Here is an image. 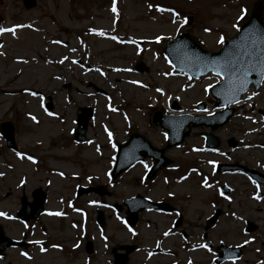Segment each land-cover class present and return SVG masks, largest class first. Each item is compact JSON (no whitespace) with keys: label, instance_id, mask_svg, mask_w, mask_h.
Segmentation results:
<instances>
[{"label":"rangeland","instance_id":"obj_1","mask_svg":"<svg viewBox=\"0 0 264 264\" xmlns=\"http://www.w3.org/2000/svg\"><path fill=\"white\" fill-rule=\"evenodd\" d=\"M259 2L264 7V0H38L36 8L26 10L22 0H0V27L16 30L15 35L0 34V91L39 92L15 98L0 93V122H15L22 149L46 157L35 164L21 160L8 164L12 166L0 165V177L8 175L0 178V211L6 214L0 218V226L11 238L38 237L36 234L32 238L26 232V224L13 219L20 210L18 196L24 193L30 201L31 185H51L50 208L61 206L56 202L59 197L73 196L69 189L81 180L84 186L92 180L94 187L103 186L109 192L104 197L89 194L79 200L90 218L83 224L90 228L85 238L92 239L95 246L91 257L85 255L83 248L74 257L55 251L56 257H37L40 262H30L18 249L1 258L0 264H114L111 252L124 253L121 246L134 247L128 264H215L217 248L222 244L231 248L247 245L240 259L222 264H264V183L258 184L243 173H219L216 168L217 164L242 165L264 175V84L258 92L251 87L235 106L230 121L214 133L221 140L218 149H204L202 134L211 132L208 128H191L180 146L167 150L171 168L153 180L145 177L153 164L148 159L109 181L118 146L124 145L133 131L157 148L166 145L167 133L152 125L156 110L163 116H212L218 112L210 88L219 84L221 78L210 74L191 80L176 73L163 54L167 40L188 32L205 50L218 52L223 45L220 38L226 41L235 37ZM114 5L116 12L112 11ZM158 8L171 11L160 12ZM262 16L264 19V10ZM185 19L192 21L184 23ZM102 41L105 47L100 51ZM53 44L55 52L51 50ZM136 66L145 68L137 72ZM50 102L51 112L46 110ZM202 102L206 111H196ZM175 103L178 110L173 108ZM83 107L94 111V125L90 124L87 139L96 144L89 154L95 161L80 159L81 166L75 162L62 166L74 167L79 175L76 179L50 177L45 174L51 164L47 154L53 144L77 146L74 119ZM52 126L59 129L56 139L50 135ZM232 141L234 147L230 145ZM80 146L79 150L72 148L79 156L88 148ZM195 149L197 153L192 151ZM193 168L195 172L180 188L179 177ZM24 177L28 183L21 187ZM79 186L74 188L75 197ZM224 186L230 188L227 195L222 193ZM137 195L170 203L177 212H142L130 231L122 222L127 216L125 207L121 213L101 205L93 207L95 201L122 204ZM99 210L105 213L104 229L92 227L91 218L96 219ZM217 210L222 214L205 239L207 219ZM178 212L182 213L183 222L174 228ZM77 218L82 216L65 217L61 222L44 217L51 233L50 243L70 249L79 236L82 238L87 232L82 222L78 220L76 227L70 222ZM248 221L257 225L250 234L245 233ZM207 243L211 247H202ZM160 246L171 251V255L153 252ZM196 249L199 254H193Z\"/></svg>","mask_w":264,"mask_h":264},{"label":"water","instance_id":"obj_2","mask_svg":"<svg viewBox=\"0 0 264 264\" xmlns=\"http://www.w3.org/2000/svg\"><path fill=\"white\" fill-rule=\"evenodd\" d=\"M27 9H31L36 5L35 0H24ZM262 5H259L253 12L249 21H247L240 29L238 35L225 42L223 48L220 52L209 53L204 50L201 45L195 41L193 35L190 33L182 34L178 39L168 41L164 53L168 57L171 64L175 67L176 71L184 72L190 75L193 79L200 78L201 76L208 75L209 73L216 74L219 65L226 64L229 60L236 63L240 71L236 73H229L227 76L223 75V83L214 87L212 89V95L215 99L219 101L217 107L225 108V111L207 119L202 120L200 123L195 122L194 127L207 126L211 128L212 131H216L221 128L232 117L235 110H231L230 106L237 104L241 96L249 89L252 84H255L258 90L261 86L264 77L260 73L259 67L252 70L247 77L244 76V71L254 63V58L259 54L260 48V37L264 34V21L262 18ZM250 53L252 54L250 56ZM215 62V64L213 63ZM139 71H143V68L138 67ZM243 84V87L241 85ZM51 108V106H49ZM201 108H204L202 105ZM92 117L91 111L84 110L83 114L80 116L78 136L79 141L85 140V133L87 130V124L89 119ZM183 118L188 119L189 117H180L176 121L166 122L160 118L158 115L155 119V124H161V126L169 131V143L168 147H173L175 145L183 143L184 139L189 135V132L184 133L186 127L190 126V121L181 122ZM6 130L8 133V138L10 142L14 143V132L10 128L2 130L1 132L5 134ZM207 139V147L217 148L220 145L219 139L213 134H205ZM7 137V136H6ZM234 146V145H233ZM139 151L144 152V155H139ZM163 151H157L152 149L149 144L145 141L143 137L134 133L130 138V141L123 147H120V153L118 156L117 166L115 167L114 178H117L121 173L130 168L133 164L141 159H144L147 155H151L156 160V166L149 175V178H153L156 172L166 165L169 164V160L166 159ZM141 153V152H140ZM223 171V167H220ZM247 171L246 169H242ZM254 179L261 182L262 179L258 173L247 171ZM44 201V195L41 192L35 196V202L32 207L25 203L23 214L28 216L37 217L42 213V204ZM129 207L130 216L128 218V224L130 226L136 225L138 221V213L146 209L171 211L169 206L165 204H153L142 197L133 198L126 202ZM30 212V214H29ZM221 212H217L214 217L209 220V227L212 226L220 216ZM22 217V215H20ZM98 222L101 226H104V219L102 216L98 218ZM180 225V223H177ZM206 228V230L209 229ZM256 226L249 224L247 232H253L256 230ZM130 250H128L129 253ZM220 257L217 263H221L226 260H234L239 258L241 255V249H228L224 246L219 248ZM127 255H116V264H127Z\"/></svg>","mask_w":264,"mask_h":264},{"label":"flooded vegetation","instance_id":"obj_3","mask_svg":"<svg viewBox=\"0 0 264 264\" xmlns=\"http://www.w3.org/2000/svg\"><path fill=\"white\" fill-rule=\"evenodd\" d=\"M0 93L3 94L2 91H0ZM15 97H20V96H14L13 98H15ZM16 142H17L16 144L9 146V144H7V142H6V139L0 135V165L2 163L3 164H9L10 162L11 163H17V162L23 160L26 155L31 154V153L29 154L28 152L25 153L24 152L25 148L22 149V144L19 142L18 133L16 135ZM7 176L8 175H2L0 178L2 179V178H5ZM50 177H55V176H50ZM58 177H60L62 179L66 178V177H62V176H58ZM24 178H25V180L23 181V185H22L23 187L26 186V184L28 183L27 178L26 177H24ZM55 178H57V177H55ZM55 178H52V179L54 180ZM74 179H76V178H74ZM80 179H82V178H77L78 181H80ZM51 182H53V181L51 180ZM78 184L80 185L79 187H83L84 186L83 180H81L80 182H76L75 186ZM86 184H87L86 185L87 187H94L92 180L86 182ZM75 186L73 188L69 189V190H72L71 193L73 196H71L69 198L67 196L62 195L63 197H59L56 201L58 204L61 203L60 204L61 206L58 208H50L51 207L50 197H51V193H52L51 188H50L51 185L46 184L45 188H43L39 185H31V189H30L31 193H30V197H29V199H30L29 202L32 203L34 201L35 196L38 194L39 190H41L43 192L44 199H45L44 214L39 216L36 219H31L28 223L27 232H29V234L31 235L32 238L35 237L36 234H38V237L34 238V239H31L28 237L14 238L17 241H20L21 245H23V246L17 247V248H10V249L6 250L5 253L2 256H0V259L5 257L10 251L18 250V249L21 251V253L23 254L24 257L29 259L28 261H30V262H40L37 257H40V258L56 257V255L54 254L55 251H59L60 253H65L66 255H69V253H70L74 257L76 255V253L78 251H81L83 248H84L85 253H86L85 255L92 256L94 251H95V246L93 248L92 254H88V250H87V246H86L87 243L85 244L86 241L85 240L83 241L80 236L76 239L74 245L71 246L70 249H67V247L63 244L50 243L51 240H49V235H48L50 233L48 226H47L48 224H45V222L43 220L45 217L48 220H52V221L55 220L57 222H61L63 220V218L73 216L78 211L86 213L84 208L80 207L82 205L79 204V200L83 196L76 195V197H75L73 194ZM66 190H68V189H66ZM18 192H20V191H18ZM92 194L99 195L98 193H92ZM9 195L10 194H7L6 196L8 197ZM23 195H25V194L22 193L17 198V200H19V202H20V210H18L16 212L15 216L18 215L21 211V197ZM84 197H85V195H84ZM102 203L107 204L108 207L112 210H113V205L116 204V203L108 204L106 202H102ZM93 207L99 208V201H95L93 203ZM122 210H123V208H122ZM54 213H62V215H54ZM72 220L70 221V222H72V226L73 225L77 226V224H78L77 221H74V220L72 221ZM91 220L94 221V224L96 223L95 219L91 218ZM1 229H3V231L5 232L2 225L0 226V230ZM50 235H51V233H50ZM43 236H47V237L44 238ZM51 238H52V236H51ZM28 239H31V240H28ZM37 251H38V253H37Z\"/></svg>","mask_w":264,"mask_h":264},{"label":"bare ground","instance_id":"obj_4","mask_svg":"<svg viewBox=\"0 0 264 264\" xmlns=\"http://www.w3.org/2000/svg\"><path fill=\"white\" fill-rule=\"evenodd\" d=\"M104 43H105V41H102L100 43V46H99L100 51L105 47ZM53 45L54 46L51 47V50H52V52H55V50H56L55 46L56 45L55 44H53ZM93 68L94 67H91L90 69L93 70ZM111 73H112V75L116 74L115 71H112ZM115 119L120 121L118 117H115ZM117 120H115V121L117 123H119ZM58 130L59 129L56 126H52V128L50 129V135L53 139H56L59 137ZM42 133L43 132H39V134H42ZM94 147L95 146H90L87 149V151L83 155V159L90 160L91 162L95 161V158H93L92 156L89 155L91 152L93 153ZM47 156L49 157V159L51 161V164H50L48 170L53 176H55V177H58V176L77 177L78 176V172L73 171V169H75L74 167H72V166L69 168L62 167L65 164H67L68 162H69V165H71L74 162L77 164L80 161V157H79L78 153L75 150H73L72 148L69 147V148L65 149V148L59 146L58 144H53L51 146V151H50V153L47 154ZM66 160H68V162H66ZM179 186H180V188L184 187V182L180 181ZM193 254H199V250L193 251Z\"/></svg>","mask_w":264,"mask_h":264},{"label":"snow or ice","instance_id":"obj_5","mask_svg":"<svg viewBox=\"0 0 264 264\" xmlns=\"http://www.w3.org/2000/svg\"><path fill=\"white\" fill-rule=\"evenodd\" d=\"M149 7L151 8L152 5H149ZM158 11L160 12H165V11H171L169 9H164V8H158L157 9ZM113 12H116L117 9L115 7V5L113 6V9H112ZM175 15H179V13H174ZM187 19L184 20V23H187ZM31 27V26H29ZM15 28H2L0 27V34H3L5 32H10L12 33L13 35H15ZM205 31H210L209 29H205ZM100 35H104L103 32L99 33ZM112 39H116V37H112ZM160 39H163L162 37L161 38H158L157 39V42H159ZM219 43L221 44H224L225 43V40L223 37L220 38L219 40ZM260 52L259 54L254 58V63H252L245 71H244V76L245 78L247 77V75L252 71L254 70L256 67H259L260 69V75L262 77H264V34H261V37H260ZM252 54L250 53V56ZM215 64V62H213ZM240 71L238 65L234 62H232L231 60H229L226 64L224 65H219L218 66V70L216 71V75L218 77H221L222 76V72H223V75L224 76H227L230 72L231 73H236ZM241 87H243V84L241 85ZM113 111H116V109H112ZM33 120H35L36 118L35 117H32ZM109 136H111V133H109ZM29 159H31V157H29ZM145 167H147V165H145ZM205 186H209L207 185V182H205ZM6 214L4 213H0V216H4ZM54 215H62V213H54ZM131 231V229H130ZM202 247H207V245H202ZM43 250V249H42ZM26 255V254H25Z\"/></svg>","mask_w":264,"mask_h":264}]
</instances>
